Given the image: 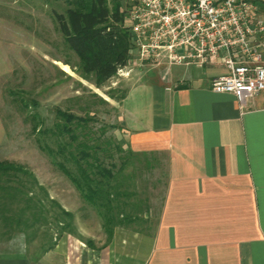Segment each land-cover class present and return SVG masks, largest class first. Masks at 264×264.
I'll use <instances>...</instances> for the list:
<instances>
[{"label":"crops","instance_id":"1","mask_svg":"<svg viewBox=\"0 0 264 264\" xmlns=\"http://www.w3.org/2000/svg\"><path fill=\"white\" fill-rule=\"evenodd\" d=\"M142 68L117 122L124 147L165 159L157 222L149 235L116 228L105 251L77 247L64 264H118L129 247L136 264H264V91L240 109L210 89L220 64ZM0 264L35 263L12 250Z\"/></svg>","mask_w":264,"mask_h":264},{"label":"rangeland","instance_id":"2","mask_svg":"<svg viewBox=\"0 0 264 264\" xmlns=\"http://www.w3.org/2000/svg\"><path fill=\"white\" fill-rule=\"evenodd\" d=\"M119 2L124 11L132 0ZM67 7L63 0H0V160L24 166L48 198L72 214L68 228L62 231L67 220H60L63 217L57 207L44 201L45 220L25 233L15 229L7 232L0 224V251H21L35 264H64L65 259H73L78 248H90L87 242L92 244L91 249L105 251L113 238L112 234L109 239L102 217L42 149L44 145L54 147L49 133L42 131L53 128L57 109L78 116L94 113L98 119L94 128L117 123V104L124 91L144 76L135 71L146 69L135 68L128 76H121L118 69L100 87L82 77L78 58L66 47L53 16V11L64 13ZM124 19V27L129 30L128 16ZM114 135L119 140L118 130ZM146 159L138 156L133 160L131 177L124 182L123 190L129 193L124 198L129 204L125 213L132 220L113 232L126 228L149 235L157 222L166 185V163L162 156L156 162ZM146 161L153 168L147 167ZM21 180L30 187L26 179ZM32 189L43 198L42 191ZM22 207L23 203L12 206L13 211ZM129 248L116 257L118 264H136Z\"/></svg>","mask_w":264,"mask_h":264},{"label":"trees","instance_id":"3","mask_svg":"<svg viewBox=\"0 0 264 264\" xmlns=\"http://www.w3.org/2000/svg\"><path fill=\"white\" fill-rule=\"evenodd\" d=\"M63 1L68 6L64 13L53 11L58 30L66 47L78 58L79 74L100 87L113 78L129 58L132 41L130 31L124 27V18L132 3L122 11L123 4L119 0ZM55 113L57 120L53 128L42 131L49 133L54 147L44 145L42 149L48 152L53 164L70 180L83 200L102 217L110 239L115 227L132 220L131 215L125 213L129 204L124 198L127 199L129 193L123 190L124 182L131 177L133 160L138 156L149 160L148 156L134 153L117 140L114 131L120 130L118 122L94 128L98 123L94 113L78 116L61 109ZM151 159L156 162L155 158ZM146 162L147 167L153 168ZM34 187L44 193L43 198L32 193ZM44 201L57 207L64 218L60 220H67L60 230L68 228L72 214L48 198L33 174L20 164L0 160V224L7 232L15 229L25 233L45 220ZM21 203L23 207L13 211L12 206ZM87 246L93 247L90 242Z\"/></svg>","mask_w":264,"mask_h":264},{"label":"built area","instance_id":"4","mask_svg":"<svg viewBox=\"0 0 264 264\" xmlns=\"http://www.w3.org/2000/svg\"><path fill=\"white\" fill-rule=\"evenodd\" d=\"M132 48L119 68L220 64L210 89L234 96L239 108L264 91V0H132Z\"/></svg>","mask_w":264,"mask_h":264}]
</instances>
